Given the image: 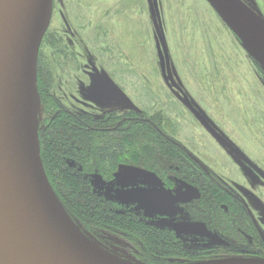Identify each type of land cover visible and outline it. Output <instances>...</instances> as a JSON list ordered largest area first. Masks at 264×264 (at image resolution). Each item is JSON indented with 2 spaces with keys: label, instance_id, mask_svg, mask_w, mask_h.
<instances>
[{
  "label": "rangeland",
  "instance_id": "1",
  "mask_svg": "<svg viewBox=\"0 0 264 264\" xmlns=\"http://www.w3.org/2000/svg\"><path fill=\"white\" fill-rule=\"evenodd\" d=\"M230 1L264 34V0ZM39 76L58 104L77 114L146 112L241 200L264 247V66L207 0H53L37 57L38 125ZM93 184L121 211L172 230L189 259L170 261L250 256L255 249L247 228L220 222L211 229L196 207L192 213L188 204L198 193L183 182L171 190L144 169L125 168L112 182L95 176ZM88 233L119 257L148 264L124 238Z\"/></svg>",
  "mask_w": 264,
  "mask_h": 264
},
{
  "label": "trees",
  "instance_id": "2",
  "mask_svg": "<svg viewBox=\"0 0 264 264\" xmlns=\"http://www.w3.org/2000/svg\"><path fill=\"white\" fill-rule=\"evenodd\" d=\"M44 79L38 78L44 113L39 124L42 163L54 192L82 228L88 232L102 229L124 238L134 244L135 256L148 264L180 263L179 259L170 261L174 256L189 259L172 230L148 224L130 210L121 211L122 204L94 187L95 176L112 182L118 171L141 168L168 189L179 181L195 190L198 197L188 204L192 213L196 207L211 229L220 222L232 228L242 226L237 230L247 228L251 232L245 234L256 239L250 256L264 257L258 231L244 204L185 147L163 133L146 112H109L102 117L77 114L58 104ZM223 201H233V207L220 203Z\"/></svg>",
  "mask_w": 264,
  "mask_h": 264
},
{
  "label": "water",
  "instance_id": "3",
  "mask_svg": "<svg viewBox=\"0 0 264 264\" xmlns=\"http://www.w3.org/2000/svg\"><path fill=\"white\" fill-rule=\"evenodd\" d=\"M52 2L0 0V264H121L79 233L75 225L82 227L59 200L42 163L39 125L29 104L34 98L36 105L37 57ZM207 2L264 66V34L257 26L230 0ZM181 264H264V257Z\"/></svg>",
  "mask_w": 264,
  "mask_h": 264
},
{
  "label": "bare ground",
  "instance_id": "4",
  "mask_svg": "<svg viewBox=\"0 0 264 264\" xmlns=\"http://www.w3.org/2000/svg\"><path fill=\"white\" fill-rule=\"evenodd\" d=\"M29 105H30L31 109L32 108L35 109V99L34 98L32 99L31 104H29ZM26 111L27 110H25V114H26ZM28 113H29V111H28ZM28 117H29V115H28ZM75 227L79 231V233L81 235H83L94 247H96L98 250H100L102 253L106 254L110 258L116 260L117 262H119L121 264H143L141 262L129 261L127 259H123L122 257H119L115 252H111L108 249L104 248L103 245L99 241L95 240L93 238V236H90L88 231H85L84 229H80L76 225H75Z\"/></svg>",
  "mask_w": 264,
  "mask_h": 264
},
{
  "label": "flooded vegetation",
  "instance_id": "5",
  "mask_svg": "<svg viewBox=\"0 0 264 264\" xmlns=\"http://www.w3.org/2000/svg\"><path fill=\"white\" fill-rule=\"evenodd\" d=\"M237 198V197H236ZM241 201V200H240Z\"/></svg>",
  "mask_w": 264,
  "mask_h": 264
}]
</instances>
